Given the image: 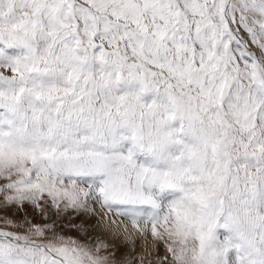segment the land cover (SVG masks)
Segmentation results:
<instances>
[{"label":"snow or ice","instance_id":"snow-or-ice-1","mask_svg":"<svg viewBox=\"0 0 264 264\" xmlns=\"http://www.w3.org/2000/svg\"><path fill=\"white\" fill-rule=\"evenodd\" d=\"M0 264H264V0H0Z\"/></svg>","mask_w":264,"mask_h":264}]
</instances>
